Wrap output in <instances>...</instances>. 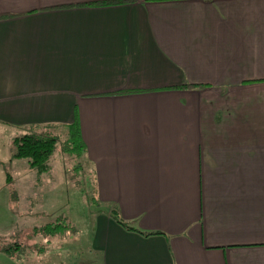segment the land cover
Returning a JSON list of instances; mask_svg holds the SVG:
<instances>
[{"label":"crops","instance_id":"1","mask_svg":"<svg viewBox=\"0 0 264 264\" xmlns=\"http://www.w3.org/2000/svg\"><path fill=\"white\" fill-rule=\"evenodd\" d=\"M85 1L0 0V128L76 111L99 264H264V0Z\"/></svg>","mask_w":264,"mask_h":264},{"label":"rangeland","instance_id":"2","mask_svg":"<svg viewBox=\"0 0 264 264\" xmlns=\"http://www.w3.org/2000/svg\"><path fill=\"white\" fill-rule=\"evenodd\" d=\"M44 124L37 131L57 139L42 171L13 154L18 128H0V264H99V251L90 248L93 218L106 205L93 189L91 168L65 143L63 124ZM45 222H61L62 233L40 230Z\"/></svg>","mask_w":264,"mask_h":264},{"label":"trees","instance_id":"3","mask_svg":"<svg viewBox=\"0 0 264 264\" xmlns=\"http://www.w3.org/2000/svg\"><path fill=\"white\" fill-rule=\"evenodd\" d=\"M122 0H91L82 2V4H91V5H104L109 3H117ZM190 84V83H189ZM187 83L181 85H189ZM66 129L67 136L65 138V143L70 145V147L75 149L77 155L81 154L84 149V143L80 136L79 121L76 111L74 112L73 119L70 122L64 123L63 125ZM56 135L44 130L40 131H30L24 132L20 135H17L13 138L15 144L14 155L20 157H26L28 159V164L31 167H34L38 171H42L47 168V158L53 150L54 144L56 142ZM110 216L122 225L126 229L136 230L143 234L161 232L158 230L153 231H144L134 226L130 225L127 221L123 220L117 212L116 207L112 206L109 209ZM62 223L60 222H45L40 230L47 231L52 234L62 233L61 227ZM63 227V226H62ZM18 243L13 242L9 246L13 249H16ZM6 246L4 250L6 251L10 247ZM60 264V263H59Z\"/></svg>","mask_w":264,"mask_h":264}]
</instances>
